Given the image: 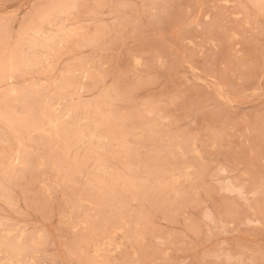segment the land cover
Instances as JSON below:
<instances>
[{
	"label": "rangeland",
	"instance_id": "obj_1",
	"mask_svg": "<svg viewBox=\"0 0 264 264\" xmlns=\"http://www.w3.org/2000/svg\"><path fill=\"white\" fill-rule=\"evenodd\" d=\"M0 264H264L262 0H0Z\"/></svg>",
	"mask_w": 264,
	"mask_h": 264
},
{
	"label": "snow or ice",
	"instance_id": "obj_2",
	"mask_svg": "<svg viewBox=\"0 0 264 264\" xmlns=\"http://www.w3.org/2000/svg\"><path fill=\"white\" fill-rule=\"evenodd\" d=\"M262 3H264V0H262Z\"/></svg>",
	"mask_w": 264,
	"mask_h": 264
}]
</instances>
